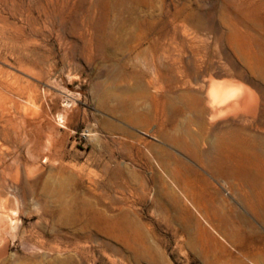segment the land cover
Returning a JSON list of instances; mask_svg holds the SVG:
<instances>
[{
	"label": "rangeland",
	"instance_id": "obj_1",
	"mask_svg": "<svg viewBox=\"0 0 264 264\" xmlns=\"http://www.w3.org/2000/svg\"><path fill=\"white\" fill-rule=\"evenodd\" d=\"M108 26H201L212 51L264 66V0H0V264H264V184L212 174L156 136L196 133L182 102L162 124L155 88L131 81L146 121L114 118ZM62 180L67 198L95 189L126 211L143 241L84 240L59 216Z\"/></svg>",
	"mask_w": 264,
	"mask_h": 264
},
{
	"label": "bare ground",
	"instance_id": "obj_2",
	"mask_svg": "<svg viewBox=\"0 0 264 264\" xmlns=\"http://www.w3.org/2000/svg\"><path fill=\"white\" fill-rule=\"evenodd\" d=\"M166 27L152 35V26H108V40L115 51L114 118L144 124L148 115L138 111L131 81L141 87L152 86L156 94L144 92L155 103V120L160 116L162 124L171 122V108L182 102L197 127L196 133L180 137L158 129L156 136L186 152L212 174L242 177L246 186L264 184V179H259L264 177V66L255 65L252 56H222L212 51L210 33H203L201 26H171L170 31ZM136 50L135 57L121 58L125 51ZM188 52L191 59L186 66L184 56ZM117 129L127 133L120 126ZM154 147L174 157L164 147ZM66 183L62 180L57 189L59 216L78 226L84 240L110 248L105 235L126 239L133 233L135 242L143 241L141 228L132 223L126 211L112 215L113 206L106 205L95 189L84 195L73 190L67 198Z\"/></svg>",
	"mask_w": 264,
	"mask_h": 264
}]
</instances>
